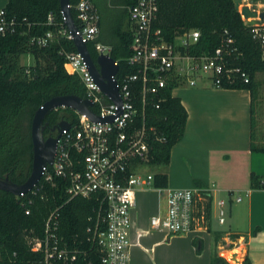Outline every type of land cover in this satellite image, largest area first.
Masks as SVG:
<instances>
[{"label":"trees","instance_id":"16d2710c","mask_svg":"<svg viewBox=\"0 0 264 264\" xmlns=\"http://www.w3.org/2000/svg\"><path fill=\"white\" fill-rule=\"evenodd\" d=\"M155 1V18L150 29L158 30L163 41L173 43L176 36L189 29L199 33L195 42L178 47L180 53L194 56L208 54L217 47L233 48L229 64L243 70L248 80L246 83L238 80L222 82L221 88L248 91L249 149L264 154V134L258 137L257 143L254 142L257 98L262 101L259 88L263 81L259 74L264 75V60L260 57L258 42L251 37V27L243 24L231 0ZM75 2L69 0V13L74 22L72 5ZM98 2L97 35L85 46L94 59L97 54L95 42L107 45L108 55L117 64L114 77L119 80L135 71V67L127 62L132 53V35L126 9L134 0ZM1 10L5 21L11 22L13 28L0 33V177L21 184L31 167L30 122L35 110L54 96L84 98L85 89L80 77L66 72L63 67L65 53L75 49L72 41L61 34L66 27L61 20L58 0H5ZM48 15L51 16L49 23ZM47 32L51 34L50 38L42 45L36 43ZM227 37L231 43L224 46ZM27 55L31 63H21L20 57ZM176 86L175 81L166 83L158 107L154 106L155 97L145 98L143 120L155 128V133L146 138L148 164H167L171 147L183 135L186 111L179 99L170 94ZM134 103L140 108L138 99L135 98ZM91 109L95 111L96 106L92 105ZM77 119L76 113L68 108L47 112L42 120L45 124L43 138L50 135L52 124L65 120L74 125ZM260 178L263 176L251 172L250 188H262ZM152 185L167 187L166 174L152 173ZM64 186L61 177L53 176L49 183L40 177L35 187L20 196L0 190V264H101L100 251L93 237L104 228L101 195L92 193L88 197L68 198ZM49 217L47 248L52 255L45 259L43 244L39 249H33L29 239L37 238L43 242ZM219 236L216 234L215 242ZM52 241H55L54 245ZM192 243L198 252L200 247L195 238ZM59 250L63 254L57 257L54 252ZM209 264L229 263L213 248ZM241 264H250L246 256Z\"/></svg>","mask_w":264,"mask_h":264},{"label":"built area","instance_id":"2783aa9c","mask_svg":"<svg viewBox=\"0 0 264 264\" xmlns=\"http://www.w3.org/2000/svg\"><path fill=\"white\" fill-rule=\"evenodd\" d=\"M242 6L256 12L254 19H258V13L264 12V0H241L237 12L245 25L249 18L244 19L240 14L239 8ZM72 7L75 11L73 34L85 44L97 34L98 14L91 0H76ZM126 9L132 35V53L127 57V62L135 67V71L119 80L115 79V73L111 77L115 82L119 104L112 103L99 91L79 53H65L63 67L66 72L80 77L85 89L84 98L90 101L88 108L98 120H91L85 114L74 111L77 123L70 125L67 122L68 127L56 138L51 163L45 164L40 173L43 181L48 183L53 176L61 177L65 181L64 193L68 198L88 197L92 193L101 195V221L104 228L93 235L100 251L101 264H128L129 212L137 189H154L164 203L162 210L149 217V228L162 230L169 235L206 232L208 228L212 198L210 187H154L152 174H143L139 170L140 165L147 162L146 138L148 134L155 133L154 126L145 124L143 120L145 98L155 97L157 102L154 106L158 107L159 101L163 99L162 89L167 82L175 81L177 86H195L201 81L221 88L222 82L233 83L238 80L246 83L248 80L243 70L229 64L233 48L217 47L208 54L194 56L180 53L178 47L197 40L199 33L196 29H189L179 35V44L163 41L158 30L150 29L155 18V0H134ZM59 13L65 22V16ZM2 15L0 9V33L8 29L12 31L11 22L5 21ZM50 20L51 16L48 15L47 23ZM247 26L251 27V37L258 42L260 57L264 60V22ZM61 34L67 39L72 38L67 28L62 29ZM50 36L47 32L36 43L42 45ZM226 43H231L229 37L224 46ZM94 49L97 54H108L109 47L95 42ZM135 98L140 101V108L134 105ZM92 105L96 106L95 111L91 109ZM259 186L264 188V177L259 179ZM232 197L234 201L240 200L239 195L234 194ZM215 206L217 223L222 224L224 201L215 200ZM49 219L45 223L43 242L37 238L29 239L33 249L37 250L43 244L45 259L52 255L47 248ZM54 243L52 241L51 244ZM219 248L223 251L222 246ZM222 251L219 254L227 263L239 262V252L236 254L226 250L224 254ZM54 253L60 257L63 251Z\"/></svg>","mask_w":264,"mask_h":264},{"label":"crops","instance_id":"0c3cea01","mask_svg":"<svg viewBox=\"0 0 264 264\" xmlns=\"http://www.w3.org/2000/svg\"><path fill=\"white\" fill-rule=\"evenodd\" d=\"M92 1L97 12L99 2ZM4 4L5 0H0V9ZM198 84L171 90V96L185 109L186 120L181 139L171 147L169 160L159 172L166 174L169 188H189L197 183L209 184L211 196L225 191L232 197L239 192L240 200L232 199L237 205L229 214L228 231L217 232L220 236L215 242L216 234H210L209 228L175 235L151 229L148 219L163 209V200L152 188L137 189L129 212L128 264H209L213 248L223 245L220 241L228 244L225 251L239 250V262L234 264H241L244 256L250 264H264V188L249 186L251 172L261 175L253 167V158L261 160L263 153L249 149V93L215 88L208 82ZM238 219L241 225H237ZM193 238L199 244V254L193 253Z\"/></svg>","mask_w":264,"mask_h":264},{"label":"water","instance_id":"95a60500","mask_svg":"<svg viewBox=\"0 0 264 264\" xmlns=\"http://www.w3.org/2000/svg\"><path fill=\"white\" fill-rule=\"evenodd\" d=\"M241 0H231L233 8L238 11V5ZM69 0H58L59 11L65 16V27L72 34L71 41L74 49L82 57L86 67L93 77L99 91L106 96L112 103L119 104L117 89L112 76L117 69L116 62L108 54H97L93 59L79 38L73 34L75 27L70 17ZM240 14L246 20V25L259 24L264 22V12L258 13V19H254L256 12L247 6L239 8ZM90 101L85 98H79L74 95H60L49 98L40 105L31 118L30 122V139H31V167L28 176L21 184L11 183L7 178L0 177V190L11 193L14 196L24 194L36 184L40 177L41 168L51 163L54 154V145L56 138L62 130L68 127L65 120H60L51 127V131H55L54 136L43 138L42 131L45 124L42 120L45 114L56 108H68L80 114H85L91 120H98L88 108ZM234 257V253L232 255Z\"/></svg>","mask_w":264,"mask_h":264},{"label":"rangeland","instance_id":"374dc122","mask_svg":"<svg viewBox=\"0 0 264 264\" xmlns=\"http://www.w3.org/2000/svg\"><path fill=\"white\" fill-rule=\"evenodd\" d=\"M181 40L180 36H176L174 38V43L175 44H179ZM20 62L21 63H25V64H30L31 63V58L27 55V56H23L20 57ZM259 78L263 81L262 85L260 86V97L262 99L261 102H259L258 98H257V102H256V112H255V143L258 142V137L262 134H264V75L259 74ZM197 82V85H199ZM196 85V86H197ZM188 86V85H186ZM260 105V106H259ZM262 158L261 160H256L253 158V167L256 168V170H258V172H260V176L264 177V154H262ZM139 170L141 173H155V172H159L162 170V166L161 165H153V164H148V163H143L140 165ZM197 183H194V186L189 187V188H193V187H198L196 185ZM205 186L209 187V184H206ZM147 189V188H146ZM236 194H239L236 193ZM242 197V193L240 194ZM217 199H221L224 201V206L223 209L225 211V215L223 217L224 222L222 224H218L217 223V216H216V206H215V200ZM233 197L228 196V194L224 191V192H220L214 196H212L211 201H210V211H209V222H208V228H209V232L210 234H216L217 232H226L228 231L229 228V214L232 215V211L235 208V206L237 204H235L232 201ZM242 221H239V219L237 220V225H241ZM200 237L207 239L206 236L201 235ZM228 243V242H227ZM220 244L222 245L223 251L218 247L215 246L214 252H216L218 255L221 256V254H219V251H222V253H226V251H224L225 249H227L229 246L228 244H226L223 241H220ZM232 245V244H230ZM193 253L194 254H199V252H201L200 250L198 252H195V246L193 245ZM207 246H208V241H207ZM213 247V246H211ZM209 249H210V245H209ZM232 252L236 253L239 252V250H233ZM235 254V255H236Z\"/></svg>","mask_w":264,"mask_h":264},{"label":"flooded vegetation","instance_id":"af4514ba","mask_svg":"<svg viewBox=\"0 0 264 264\" xmlns=\"http://www.w3.org/2000/svg\"><path fill=\"white\" fill-rule=\"evenodd\" d=\"M54 124H52L50 127H49V133L50 135L46 136V137H49V136H54L55 135V131H51V127L53 126ZM45 137V138H46Z\"/></svg>","mask_w":264,"mask_h":264}]
</instances>
